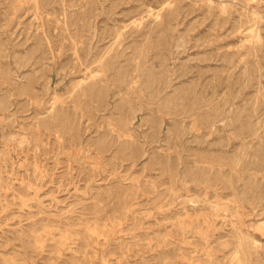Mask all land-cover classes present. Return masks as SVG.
Masks as SVG:
<instances>
[{
    "label": "rangeland",
    "instance_id": "1",
    "mask_svg": "<svg viewBox=\"0 0 264 264\" xmlns=\"http://www.w3.org/2000/svg\"><path fill=\"white\" fill-rule=\"evenodd\" d=\"M260 223L264 0H0V264H264Z\"/></svg>",
    "mask_w": 264,
    "mask_h": 264
},
{
    "label": "bare ground",
    "instance_id": "2",
    "mask_svg": "<svg viewBox=\"0 0 264 264\" xmlns=\"http://www.w3.org/2000/svg\"><path fill=\"white\" fill-rule=\"evenodd\" d=\"M258 181V180H256ZM259 182V181H258ZM42 186V185H41ZM41 189V188H40ZM41 193V192H40ZM51 199V198H50ZM28 200V199H27ZM26 201V200H25ZM53 201V200H52ZM28 203V202H27ZM22 206V205H21ZM210 215V214H209ZM217 215V214H216ZM219 215V214H218ZM247 215V214H246ZM211 217V216H210ZM248 217V216H247ZM246 217V218H247ZM190 218V217H189ZM248 220V219H247ZM246 220V221H247ZM185 224V222H183ZM181 224L180 228L184 229L183 225ZM187 224V223H186ZM263 223H260L259 225H257L258 228H260V230L263 232L261 235V237H258L260 239L264 240V228L262 227ZM202 229V228H201ZM259 230V233H260ZM211 231V230H210ZM244 231V230H243ZM188 234V233H187ZM257 234V233H256ZM237 238V237H236ZM257 239V238H256ZM254 239H249L247 237L244 236V238L242 237H238L237 243L236 245L230 249V244H226L225 243L223 245L225 250H226V255H228L229 253H231L230 255H232V264H253L252 262V257L254 256L256 250L260 249L261 247H263L258 240ZM225 255V254H224ZM195 264V263H192ZM258 264V263H256Z\"/></svg>",
    "mask_w": 264,
    "mask_h": 264
}]
</instances>
